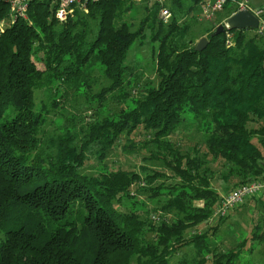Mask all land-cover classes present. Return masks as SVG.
<instances>
[{"label": "trees", "instance_id": "obj_1", "mask_svg": "<svg viewBox=\"0 0 264 264\" xmlns=\"http://www.w3.org/2000/svg\"><path fill=\"white\" fill-rule=\"evenodd\" d=\"M206 1H167V22L157 3L89 1L59 22L50 0H36L26 19L0 33V264H173L175 256L174 264H238L258 234L222 249L207 232L189 233L211 219L221 198L211 164L220 162L219 178L236 187L264 179V40L250 29L230 30L227 46L225 33L214 31L234 7L225 5L220 21L204 29ZM140 5L133 30L123 17ZM194 24L203 29L198 38ZM201 38L207 44L197 52ZM147 39L157 82L141 87L126 60ZM96 68L109 83L93 97L103 105L97 118L79 129L62 120V131L44 143L48 110L37 106L35 92L64 86L48 93L58 107L66 89L90 88ZM188 127L204 152L198 145L182 151L171 139ZM120 146L127 153L154 147L142 160L160 162L169 174L148 167L82 172L86 151L96 148L103 160ZM141 196L170 216L153 219Z\"/></svg>", "mask_w": 264, "mask_h": 264}, {"label": "rangeland", "instance_id": "obj_2", "mask_svg": "<svg viewBox=\"0 0 264 264\" xmlns=\"http://www.w3.org/2000/svg\"><path fill=\"white\" fill-rule=\"evenodd\" d=\"M133 15L134 14L125 15L123 19L131 24L132 29L135 30L139 25V20L143 16L142 5H140V9L136 15ZM222 15H224V12L219 13L218 15L215 14L210 20L202 18L201 15L199 18L200 21H205L203 22V27L205 29L219 22L221 19L220 16ZM202 31L203 29L200 25H192L191 33L194 36L196 35L197 38ZM253 34L251 32L249 35L251 36ZM196 41H198V39H196ZM129 63L132 67L136 68L134 76H136L137 82L141 87L148 82H157L156 75L153 70V57L151 56L148 39L145 41L143 46H139L137 42L135 43L131 51L127 54L126 64ZM35 64L38 69H43L42 64L37 62ZM91 72L90 80L92 82L90 84V88L85 92L83 88H81L78 92H74L71 89L69 90V88L66 89V95H64L63 99H57L59 104L58 107H51L50 100L48 99V93L49 91L54 92L56 88L62 89L64 86L51 83L35 92L37 106L45 104L48 110L42 132V139L44 143H46V140L55 137L62 131V129L59 128V124L62 120L64 123L66 122L68 126L74 125L79 129L81 127H85L91 119L97 118V114L100 113L103 105L101 106L97 104L96 99L93 97L109 83L103 78L102 71L100 69L96 68ZM132 94L136 95V90H133ZM107 100H109V97ZM113 106L114 105L110 104L109 108H112ZM143 139V137L137 136L133 140L142 141ZM171 139L178 142L182 151H190L192 146L198 145L201 147L200 151L204 152L202 138L194 130V127H188L187 129L178 131L177 134H174L171 137ZM124 143V140L120 142V144ZM95 149L96 148H91L85 152L87 161L82 169L83 173L98 175L104 170L117 168L138 172L140 167H148L169 174L167 170H164V167L160 162L150 160L144 162L142 160L144 157H149L151 151H156L152 146H149L147 149L137 150L134 153L122 151L120 146L108 154L103 160H100L94 155ZM211 167L215 171L214 178L211 181V186L213 189L217 190L220 196L236 187L234 185V180L231 179L228 182H224L219 178V172L222 170L220 162L211 164ZM143 184V186H147V184ZM225 188H227V192L224 191ZM139 199L145 202V211L149 212L153 219H165L170 216L159 211L157 204L153 201H147L143 196L139 197ZM254 199L251 198L245 201L241 206L231 210L228 215L222 219H209L207 223L197 226L190 231L191 233L189 234L200 235L207 232V235L210 236V240L218 243V246L222 249L235 248L243 239H249L253 233L258 234V237H255L246 243L245 248L241 251L238 258V264H264V207L262 208L261 204H258L260 199H263V202L261 201V203L264 204V195ZM195 205L201 206L202 202H196ZM154 210H157L156 214L153 213ZM176 258L177 256L171 260L173 264L176 262Z\"/></svg>", "mask_w": 264, "mask_h": 264}, {"label": "built area", "instance_id": "obj_3", "mask_svg": "<svg viewBox=\"0 0 264 264\" xmlns=\"http://www.w3.org/2000/svg\"><path fill=\"white\" fill-rule=\"evenodd\" d=\"M36 0H4L8 7V18L0 20V33L17 19H26L28 5ZM54 7V18L59 22H65L69 17H72L75 9L85 11V4L89 1L95 2L98 0H50ZM135 2H145L148 5L157 3L160 6L159 18L167 22L170 18L169 10L164 7V4L170 0H134ZM232 5L235 14L239 11H247L257 19V27L253 29V33L260 39L264 40V14L262 9L253 8L248 1L245 0H207L201 6V16L204 19L210 20L217 12H221L225 5ZM226 19H223L219 25L224 27L225 43L231 45L232 34L226 24ZM140 183V186H143ZM264 195V179L249 182L240 185L230 192L221 196L217 206L212 212L211 219H220L226 217L231 210L241 206L245 201Z\"/></svg>", "mask_w": 264, "mask_h": 264}, {"label": "water", "instance_id": "obj_4", "mask_svg": "<svg viewBox=\"0 0 264 264\" xmlns=\"http://www.w3.org/2000/svg\"><path fill=\"white\" fill-rule=\"evenodd\" d=\"M226 24L230 30H253L257 27V19L247 11H239L230 15L226 19ZM222 33H224V27L222 25H217L214 34L219 35ZM206 44V39L201 38L197 41L194 50L200 52L206 47Z\"/></svg>", "mask_w": 264, "mask_h": 264}, {"label": "crops", "instance_id": "obj_5", "mask_svg": "<svg viewBox=\"0 0 264 264\" xmlns=\"http://www.w3.org/2000/svg\"><path fill=\"white\" fill-rule=\"evenodd\" d=\"M245 1H248L250 6L253 7V8L262 9L263 10V14H264V0H245ZM261 201L263 202V199H260L258 204H260Z\"/></svg>", "mask_w": 264, "mask_h": 264}]
</instances>
